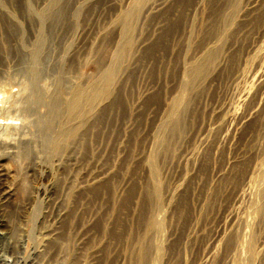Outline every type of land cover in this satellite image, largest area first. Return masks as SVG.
Segmentation results:
<instances>
[{"label": "rangeland", "instance_id": "rangeland-1", "mask_svg": "<svg viewBox=\"0 0 264 264\" xmlns=\"http://www.w3.org/2000/svg\"><path fill=\"white\" fill-rule=\"evenodd\" d=\"M254 1L140 0L123 45V13L133 0H0V159L9 194L0 197V233L8 234L0 239V264L200 261L206 250L202 241L232 204L229 193L244 169L212 183L214 162L264 147L258 135L264 126L262 93L258 113L230 144L215 154L200 152L193 164L185 162L217 108L228 95L225 102L232 99L238 73L248 69L253 74L264 58V52L261 58L255 55L257 40L264 42V6L257 14L246 9ZM35 50L37 89L46 95L40 105L30 75ZM108 70L107 98L80 121L74 115L73 134L48 156L43 136L48 93L59 83L56 119H61L62 104L73 91L87 93ZM256 87L246 102L256 99ZM170 113L172 119L165 122ZM228 182L231 187L224 192ZM232 226L229 222L208 264H225L231 257L238 236H231ZM251 233L260 247L264 224Z\"/></svg>", "mask_w": 264, "mask_h": 264}, {"label": "bare ground", "instance_id": "bare-ground-1", "mask_svg": "<svg viewBox=\"0 0 264 264\" xmlns=\"http://www.w3.org/2000/svg\"><path fill=\"white\" fill-rule=\"evenodd\" d=\"M139 1L140 0H133V2L130 4V6L127 8V10L123 13V22H122L121 33H120V40H121V43L123 45H126L129 42V38H130L129 37V20H130L132 14L134 13V11H136V8L139 5ZM251 3H249V6L246 5L247 6L246 9L248 10L249 14H257L261 10V8L264 6V0H255L252 4ZM259 34H261V33H259ZM261 37H263V36H261ZM257 42L258 43H257V46L255 48V55L257 57L261 58L262 54L264 52V42H262L261 44H259L258 40H257ZM250 46H251V43H250ZM240 57H241V55H240ZM35 58H36V50L32 52V60H31V62H32V70L30 71V75H31V79L33 81V87H34L33 95L35 97L34 96L33 97H34L35 101H37V102L39 101V105H40V101L42 100V98L44 96V92H43V96H42L40 94L42 92L39 93V90L37 89V74H36V72H35V70L33 68L34 65H35ZM246 58L248 59L247 55H245V59ZM250 59H252V57ZM253 59L255 60L256 58L253 57ZM263 59L262 58L260 59L262 61H260V60H258L257 62L254 61V62H256V64L252 62L253 64H255V66H254L255 69H253L254 70L253 74L251 73L252 71L251 72L250 71L247 72V70H248L247 68H246L247 69L246 72H241V69H240L241 73H238L239 76L237 75V77L235 78L237 80V82L234 83L235 91H234V94H232L233 95L232 99L231 100L229 99L228 100L229 102L226 103L225 101L229 98V95H228L227 99L224 98V99H226V100H224L225 103L222 102V104H221V102H220L221 105L218 108L216 107V105L214 106V107L217 108L215 120L211 124L208 125V127L206 128L205 133L204 132H203V134L201 133L202 136L199 137V141H198L197 146H195L192 149H190L189 152L187 153L186 158L184 157L185 158V162L188 161L191 164H193L196 161V159L198 158L200 152H202V151H207L209 154L217 153L220 149H222L225 146H227L228 144H230L231 136L234 135V133L237 130H239L241 128H244L245 125H247L249 123L250 119H252V117L255 116L258 113L259 104L262 103V102H260V100L262 98L258 97V99H257V95L259 96V94H260V97H261L262 93H264V90H263L264 89V61H263ZM239 61H240V59H239ZM242 61H243V59H242ZM246 62L248 63V60ZM251 67H252V65H251ZM243 68H242V71H243ZM111 79H112L111 71L108 70L103 75L98 77L97 84L94 87H90V89L88 90L87 93L83 92V90H81V89H78V88L75 89L73 91L72 96L69 99L67 98L68 100H66L64 102L62 101L63 104L61 103L63 108H64V110H63L64 113L62 114L63 116H62L61 119H59L60 117L58 119H56V117H58L56 110L58 109L57 107H59L58 106L59 104L57 105V98H58V95H59V92H60V89H61L59 83L57 84L56 88L54 87L55 91L54 90L50 91V94L54 91L52 93V95H50V97H48L49 96V93H48L47 98H49V99H47L48 100L47 103H48L49 110H46V111H48V115H46L47 113H45L46 116L44 118L45 121L43 123V125H44V127H43V131H44L43 132V136H44V139H45V144L47 145V148H44V149H46V150L48 149V156H50V155L53 156L57 152V150L61 146V144L64 141H66V139L69 136H71L73 134L74 129H73V127H71V120H72L74 115L79 117V121H80V119H82L84 117H87L89 115L93 105L96 102L105 100L107 98L108 93H109L110 84H111ZM182 83H184V80L182 81ZM255 85H257V87H258V91H257V93L255 95L256 99L252 100L250 103L248 101L246 102L247 99L249 100L248 96H249L250 89L252 90L253 86H255ZM230 87H232V86H230ZM31 93L32 92H30L29 95ZM61 94H62V89H61ZM9 96H11V95H9ZM13 97H17V96L13 95ZM25 97H27V96H25ZM44 97H46V95ZM29 98L32 99L31 95H30ZM4 101H6V100L4 99ZM21 101L23 102V100H21ZM14 103H16V101ZM21 104H23V103H21ZM30 104H27V105H30ZM217 104H219V103H217ZM17 105H20V103L17 104ZM26 106L23 108V112H24V109L26 108ZM32 106H36V105L33 104ZM41 106H42V104H41ZM263 106H264V104H263ZM22 107L23 106H21L20 109H22ZM28 108H30V107H28ZM43 108L46 109L45 107H43ZM237 108H239V109L243 108V109H242V111L241 110L238 111ZM31 109H29V111ZM27 111H28V109H27ZM23 112L21 114H23ZM13 116H14V112H13ZM172 117H173V115H171V113H170V115L167 116L165 122L166 121L167 122L170 121L172 119ZM14 118H16V117L14 116ZM22 119H23V117H22ZM44 119L42 118L41 120H44ZM55 119L57 120L55 122H58V120H59V124L58 125L56 124L57 126L53 124ZM18 121H20V120H18ZM168 124L169 123L165 124L163 122L161 125L164 126V127H167ZM3 132H5V129L3 130ZM12 133L13 132H11L10 134L12 135ZM23 133H25V132H23ZM7 135H8V133H7ZM258 135H259L260 140L261 139L264 140V126L260 129ZM21 136H24V134L21 135ZM30 141L31 140L29 139V142ZM42 141H44V140H42ZM263 142L264 141H262V146H264ZM19 143H21V142H19ZM3 144H4V142H3ZM42 144H44V143H42ZM28 145L31 146L30 144H28ZM260 145H257V147H255L253 149H250V150L238 153V154H234L233 155V154L229 153L220 162H217V161L214 162L215 166H214L213 173H212V178H211V182L212 183H215L217 181L222 180L223 178H226L231 173V171H233L237 167H244V169H243V172L241 174L239 183L236 185L235 188H233L234 189V190H232L233 192L229 193V194H232V196H231L232 201H230V202H232V204L230 203V205L227 206V208L223 210L224 215L222 217H220L218 220L215 218L217 220V222L213 224L215 227L211 226L214 229H212L211 232L209 231L208 232L209 234L206 237H204V239L202 241V246L204 247V245H205V249L206 250L203 252V254L201 256V259H200V261L197 264H208L209 262L212 261V259L210 261V258L217 251L216 248L218 249V247H217L218 243L221 240H223L225 232L227 230L226 228H228L229 222L233 223L232 229L230 231L231 236L233 234L236 235V232H238V236H234L233 235L234 238H235L234 239V244H233L232 248H230L231 246L229 245V248L231 249L232 254H231V257L229 259H227L225 264H263V262H264V243L260 247H255L254 246V240L255 239L253 240V235L251 233L252 232V227L254 229L255 226H259V225L264 224V147L262 148ZM258 146H260L261 148L258 147ZM5 148H6V145H5ZM1 151H2L1 154L4 153L3 150H1ZM12 152H13V150H12ZM5 153L4 154L7 155L6 150H5ZM4 154H2V156ZM24 155H25V153H24ZM17 156H19V155H17ZM41 156H42V154H41ZM43 156L45 158L46 155L44 154ZM8 157L10 158L11 156H8ZM5 159H6V157H5ZM41 159H43V158L41 157ZM45 159H49V158L47 157ZM149 166H151V165H149ZM149 166H148V168H149ZM5 176L6 175H5V172H4L2 159H0V197L1 198H7V196L9 195L7 193V191H5V186H4V182H3ZM229 185L231 187V183L228 182L224 192H226L227 189H229ZM45 190H46V188L43 189V191H45ZM37 191H38V189H37ZM38 192H40V191H38ZM225 195H227V193ZM225 195H223V196H225ZM44 196H45V194H44ZM227 197L230 198L229 196H227ZM227 197H226V199H227ZM231 199H229V200H231ZM45 200H46V198H45ZM221 205L223 206L222 208H224V205L223 204H221ZM50 208H52V207H50ZM48 209H49V207H48ZM58 210H60V209H58ZM217 210H216V212H217ZM50 213H51V210H50ZM57 213H60V212H57ZM219 213H220V209H219ZM218 214H216V215H218ZM55 215H56V213H55ZM58 217H57V219H58ZM50 218H51V215H50ZM54 220L55 219H53V222H54ZM213 221H215V220H213ZM213 221H212V223H213ZM156 224L159 225V220L156 221ZM209 225H211V222H210ZM51 226L53 227V224ZM55 226H57V224L54 225V227ZM238 226H239V230L240 231H237V229H236V228H238ZM42 227H43V224H42ZM50 227H46L48 229V231H49V229H51ZM47 229L45 231H47ZM158 229H159V227L157 228V230ZM209 229H211V228H209ZM52 232H55V231L52 230ZM11 233H12V231H11ZM206 233H207V231H206ZM5 235H8V234H6V232L5 233L1 232L0 233V239H5L6 238ZM10 237H12V236H10ZM13 238H15V237H13ZM55 238L56 237H54V239ZM231 238H232V240H231ZM231 238H230V240L233 241V237H231ZM16 242L17 241H15V243ZM53 244H51V245L53 246ZM228 244L229 243L227 242V245ZM47 246H49V245H47ZM11 247L13 249L15 248L14 246H11ZM16 250L17 249H15V251L13 250L14 253L16 252ZM9 251H7V252H9ZM229 251L230 250H228V252ZM1 252H2V250H1ZM17 252H19V251H17ZM50 252H51V250L49 251V253ZM155 252H156V254L158 253V248L157 247L155 248ZM228 252L226 253V256H227ZM17 254H16V256H17ZM0 255L2 256V253ZM12 255H13V253L11 254V256ZM20 256L21 255H19L18 258ZM48 256H52V255L50 254ZM226 256H225V258H226ZM235 257H236L237 261L235 260ZM12 258H14V257H12ZM21 260H24V258L21 259ZM38 260H39V258H38ZM40 261H39V263H40ZM22 263H23V261H22ZM29 263H30V261H29ZM31 263H33L32 259H31ZM23 264H25V263H23ZM153 264H155V262Z\"/></svg>", "mask_w": 264, "mask_h": 264}]
</instances>
